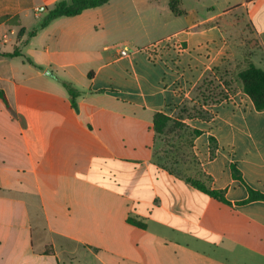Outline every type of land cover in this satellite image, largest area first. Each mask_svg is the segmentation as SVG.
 Listing matches in <instances>:
<instances>
[{
  "label": "crops",
  "instance_id": "crops-1",
  "mask_svg": "<svg viewBox=\"0 0 264 264\" xmlns=\"http://www.w3.org/2000/svg\"><path fill=\"white\" fill-rule=\"evenodd\" d=\"M60 1L0 0V53L42 68L0 56V264H264V200L235 205L264 195V110L237 76L247 61L264 69V0H176L178 14L171 0H109L26 42ZM170 36L179 54L119 55ZM47 72L81 92L75 109ZM207 77L226 98L201 105L207 119L179 118ZM157 113L200 132L180 143L181 175L155 162Z\"/></svg>",
  "mask_w": 264,
  "mask_h": 264
},
{
  "label": "trees",
  "instance_id": "trees-1",
  "mask_svg": "<svg viewBox=\"0 0 264 264\" xmlns=\"http://www.w3.org/2000/svg\"><path fill=\"white\" fill-rule=\"evenodd\" d=\"M108 1L109 0L60 1L56 3L52 9L48 11L46 10L39 26L27 33L26 42L33 38L40 30L45 28L51 21L60 17H72L79 15L85 10L100 7ZM253 1L255 0H245L246 3H251ZM175 2L176 0H171L170 7L174 14H178V12L174 11ZM0 56L7 58H21L23 62L42 70V68L31 58L23 55L18 48H14L12 52L8 53L1 52ZM47 74L50 73L47 72ZM237 76L241 83L242 90L251 98L255 108L257 110H264V69L257 68L251 62L247 61L246 68L240 71ZM60 83L69 97L72 108L75 109V101L81 95V92L65 80H61ZM197 90L198 104H195L191 108V112L183 109V113L179 114V118L185 116L187 118L207 119L210 115L201 109V105L216 104L227 96L221 85H219V83L212 77L204 78ZM0 99L5 103V105H7V101L2 90H0ZM153 125L155 132V162L162 168L166 169L169 173L181 175V164L185 152L181 149L180 143L185 142V144H191L192 138L199 135L200 132L189 128L176 118H170L161 113L154 115ZM185 179L193 186V188L207 194L220 203L230 205V202L225 199L222 191L209 189L204 181L196 177L186 176ZM253 200H264V195L248 189L247 200L237 202L235 205H242ZM129 222L138 227L144 226L140 222L133 219H129Z\"/></svg>",
  "mask_w": 264,
  "mask_h": 264
},
{
  "label": "built area",
  "instance_id": "built-area-1",
  "mask_svg": "<svg viewBox=\"0 0 264 264\" xmlns=\"http://www.w3.org/2000/svg\"><path fill=\"white\" fill-rule=\"evenodd\" d=\"M172 50L179 54L182 50L181 43L174 37H166L165 39L153 42L145 47L136 48L129 51L127 48H122L119 55L122 58H129L134 54L142 53L151 62L160 61L166 51Z\"/></svg>",
  "mask_w": 264,
  "mask_h": 264
},
{
  "label": "rangeland",
  "instance_id": "rangeland-1",
  "mask_svg": "<svg viewBox=\"0 0 264 264\" xmlns=\"http://www.w3.org/2000/svg\"><path fill=\"white\" fill-rule=\"evenodd\" d=\"M227 15L232 16L231 21L233 23L234 28L242 32V36H243L244 41L246 42V46L248 50L252 52H258L260 48H259L257 39L253 35V32L250 26L242 19V14L236 13V9L231 8L227 10ZM22 51L25 53L24 48H22ZM13 62L20 65L21 60L19 58H15ZM48 75L54 78L55 80H57L58 85H60L63 88V86L60 83V81L63 79H58L54 73H51Z\"/></svg>",
  "mask_w": 264,
  "mask_h": 264
}]
</instances>
